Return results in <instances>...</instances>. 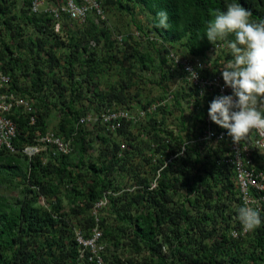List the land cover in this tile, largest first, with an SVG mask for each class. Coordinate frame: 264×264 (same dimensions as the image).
I'll return each mask as SVG.
<instances>
[{
	"label": "trees",
	"instance_id": "16d2710c",
	"mask_svg": "<svg viewBox=\"0 0 264 264\" xmlns=\"http://www.w3.org/2000/svg\"><path fill=\"white\" fill-rule=\"evenodd\" d=\"M34 1L0 0V75L10 77L1 92L33 101L37 116L31 125L29 114H11L19 129L14 145L20 151H0V173L14 170L25 185L23 198L16 203L0 195V264H91L87 254L80 255L76 231L91 236L97 225L92 209L108 192L112 193L107 195L109 206L102 211L100 222L108 243L102 253L104 264H264V204L259 211L260 226L246 236L232 235L242 231L237 217L244 204L234 167L222 160L228 140L191 143L184 156L166 164L170 155L177 154L202 129L205 109L201 102L191 111V119L182 115L171 122L170 117L182 111V96L177 94L173 106L159 107L137 122L126 121L116 132L97 126L91 131L96 139H90L89 128L79 121L91 114L92 103L100 113L132 109L135 104L147 110L165 97L143 101L138 91L133 92L140 83L133 68H122L117 53L110 52L131 45L132 36L120 44L110 35L108 21L95 14L81 24L63 13L62 29L57 33L52 14L32 11ZM100 2L105 14L112 9L131 12L138 6L146 11L149 25L138 26V32L158 46L164 75H173L180 68L173 67L167 55L180 46L188 52L181 57L210 63L209 55L220 42L201 39L204 21L209 19V9L224 11L233 0ZM236 2L251 11V20H264V0ZM160 10L169 14L168 29L156 26ZM30 25L36 30L35 38L26 36L25 28ZM152 36L169 47L161 48ZM136 54L143 71L154 70L151 53L136 50ZM226 57L232 59L230 54ZM113 61H118L123 79L109 82L105 76L114 68ZM215 67L211 65L207 72H216ZM58 112L61 120L56 133L74 139V152L78 149L84 154L97 141V162L90 159L86 165L81 156L85 174L80 164L71 167L73 154L52 153L46 162L44 153L30 160L21 153L35 143L37 131L49 130L53 113ZM256 161L257 168L264 170V155L257 154ZM155 180L157 187L151 189ZM126 182L133 187L125 188ZM64 185H71L68 193ZM42 198L47 202L44 206L40 205ZM65 201L69 202L67 212Z\"/></svg>",
	"mask_w": 264,
	"mask_h": 264
},
{
	"label": "built area",
	"instance_id": "2783aa9c",
	"mask_svg": "<svg viewBox=\"0 0 264 264\" xmlns=\"http://www.w3.org/2000/svg\"><path fill=\"white\" fill-rule=\"evenodd\" d=\"M52 2L53 6L45 9V13H50L54 17V29L57 33L62 29V14L66 13L70 20L77 23L84 24L88 21L90 15L95 14L102 20H106L105 12L101 6L100 0H35L32 6L34 13L42 12L41 8L45 3ZM145 37V36H144ZM138 38L143 40V35L138 32ZM147 39V38H146ZM123 40V38L119 39ZM93 44V43H92ZM228 49L220 46V43L212 49L214 51H221ZM169 59L175 66L186 73L185 79L194 87L197 95L195 104L192 109L196 111V103L201 102V107H204L205 123L199 133L192 141L186 142L182 145L177 154L170 155L166 164L173 160L182 157L187 152L189 144L194 143H211L213 141H220L227 139L226 147L228 151L225 152L222 160L233 165L235 171V181L239 188L240 197L244 206H251L260 211L264 204V170L257 168V154L264 155V134L258 130L252 129L249 134L239 143H234L228 136L227 130L215 125L209 118V105L217 96L232 95V89L225 86L220 70L224 65L218 68L216 72L208 73L207 69L211 68V64H207L204 60L199 58L189 59L176 55L174 52L169 53ZM186 69H191L197 73V78H189L190 73ZM10 81L9 76L0 75V151L7 149L12 153H18L20 150L14 145V141L19 135L17 124L10 117L15 112L23 111L29 114L30 124L35 125L37 122L36 109L33 101L20 98L14 92H1L6 84ZM171 94L165 100L159 101L157 104L151 105L147 110L138 109L137 115L131 113L130 109H108L100 114H88L80 119L79 124L87 127H94L96 125L106 126L110 132H116L120 129L126 121H140L148 113L155 112L158 107L165 106L168 100H172ZM199 110V109H198ZM260 110L264 113V105L260 106ZM73 138L66 139L57 135L53 131H46L36 133L35 143L31 146L25 147L21 152L29 159L42 153L43 151L53 150L51 152L57 153L60 156H69L74 152ZM126 149L125 145L122 147ZM157 187L156 180L151 186V189ZM98 200L92 209L93 215L96 217L97 225L91 230V236L86 238L85 235L77 230L76 242L79 246L80 255L83 257L88 255V260L91 264H104L102 253L106 251V245L103 240L104 232L100 227L101 213L109 206V199L107 195ZM250 232V231H249ZM249 232L243 229L241 232L234 231L232 233L234 238L239 236H246Z\"/></svg>",
	"mask_w": 264,
	"mask_h": 264
},
{
	"label": "clouds",
	"instance_id": "9594fccd",
	"mask_svg": "<svg viewBox=\"0 0 264 264\" xmlns=\"http://www.w3.org/2000/svg\"><path fill=\"white\" fill-rule=\"evenodd\" d=\"M225 9H209V19L204 21L201 39L207 38L211 44L220 42V46L231 53L232 59L220 72L225 86L232 89V95L214 98L209 105L208 116L215 125L227 130L228 136L237 144L252 129L264 134V113L260 110V106L264 105V20H251V11L236 0L227 3ZM155 19L157 27H170L167 11H158ZM150 39L160 41L154 40V36ZM157 44L161 48L169 47L163 41ZM186 71L192 80L197 78L196 72L191 69ZM169 94L175 99L173 91H169L165 99ZM237 219L245 232L255 230L262 223L259 211L251 206L241 207Z\"/></svg>",
	"mask_w": 264,
	"mask_h": 264
},
{
	"label": "rangeland",
	"instance_id": "374dc122",
	"mask_svg": "<svg viewBox=\"0 0 264 264\" xmlns=\"http://www.w3.org/2000/svg\"><path fill=\"white\" fill-rule=\"evenodd\" d=\"M52 3H45L44 6H42L41 10L45 11V9L52 7ZM105 14V13H104ZM147 12L142 11V9L138 6L131 12H123L118 9H112L110 12H107L105 14V19L108 21L107 26L110 28V35H112L113 39H116L120 44H123V41H125V38H128V36H132L133 39L130 41L129 46L127 45H121L118 47L117 52L115 51H110L111 53H117L119 56V63L121 64L122 68H133L137 79L139 80V87H136L133 89V92H139L140 97L143 101H146V99H161L163 97H166L169 91H173L174 97L179 94L180 101L183 103L182 106V111H177L174 116L170 117V121L174 122V119L176 117L181 118L182 115L186 117V119H191V111H194L195 109H192V105L195 104V101L197 99V95L195 94L196 91L192 87V85L185 79L183 74L181 73L180 70H175L173 72V75H170V73L165 74L163 70L160 68V60L161 56L159 54L158 49H156L158 46H152L149 42L147 37H143V40L138 38V26L143 25L145 22L149 25V22L147 20L148 17L146 16ZM97 19V18H96ZM26 31L25 33L27 34L26 36L30 35L32 38H35L36 30L33 28V26H29L25 28ZM123 38V40H119ZM158 38V37H157ZM156 36H154V40H157ZM157 43H160V41H156ZM94 44H91V47L94 48L96 46H93ZM104 46V43L101 44L100 47ZM99 49V47H98ZM136 50H139L141 53H151L153 59H154V70L146 71L142 70L141 64L138 63V56L136 54ZM174 51V50H173ZM175 53H178L180 56L188 55L187 50L183 47L180 46L179 49L176 48ZM228 54L231 55L230 51H226L221 53L220 51H214L211 52L209 57H211V61L209 64L213 65L215 67L216 60L217 64L215 69L218 70L217 65L222 64L224 65L225 62H228L229 59L226 57ZM118 62V61H117ZM113 61L112 67L113 69H109L106 73L105 80H108L109 82H115L118 81L121 78V72H119V64ZM106 69H108L106 67ZM170 75V76H169ZM142 78V80H140ZM105 86L102 85V88ZM132 92V90H131ZM132 92V93H133ZM94 95V94H92ZM184 96V97H183ZM174 100L172 99L170 101L171 106L174 105ZM185 100L187 102H185ZM87 103H90L87 101ZM96 105L94 103L91 104L90 106V112L91 114H99V110L96 109ZM138 105L135 104L134 108L130 109L131 113L137 115V108ZM122 108V107H121ZM140 109V108H139ZM184 113V114H183ZM54 117L51 119V123L49 124V130H52L54 132L58 131V123L61 120L60 112L58 114L53 113ZM193 121V119H192ZM173 127H177L173 123ZM100 126L96 125L94 127H88L89 129H86L89 131L90 139H96V136L91 134V131H94V128ZM65 137V136H64ZM92 147L84 150V154H81L78 149L75 150L73 155L71 156L69 163L73 169L75 168L76 164H80L81 156L84 159V162L86 165L90 164V159L93 160V162H97L99 160V146L97 145V141L92 143ZM53 150H48V151H43L45 161H49L50 158L53 157ZM23 154V152H21ZM25 156V155H24ZM24 159V157H22ZM25 160V159H24ZM137 162V159H136ZM263 163V162H262ZM261 163V164H262ZM80 168L82 169V173L85 174L87 171V168L83 165ZM76 173H79V170L77 169L75 171ZM16 171H8L6 173H0V179H8L5 183L0 182V195L5 197L9 202L11 203H16L20 199L23 198V191L25 188V185L21 183L22 178L21 176H17ZM133 187L131 182H126L125 188L130 189ZM71 189V185H67L65 187L64 185V192L68 193ZM133 189V188H132ZM47 204L46 200L42 198L41 201V206H44ZM69 205L68 201H65V207L66 210L68 211L67 206ZM105 242V241H104ZM107 242V241H106ZM106 247L108 243L106 244Z\"/></svg>",
	"mask_w": 264,
	"mask_h": 264
}]
</instances>
